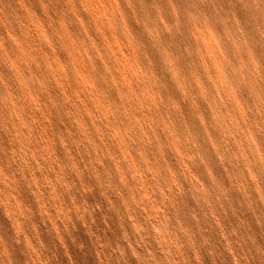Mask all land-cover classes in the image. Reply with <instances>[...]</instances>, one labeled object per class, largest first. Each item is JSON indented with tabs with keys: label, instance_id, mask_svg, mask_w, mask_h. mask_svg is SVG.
<instances>
[{
	"label": "rangeland",
	"instance_id": "rangeland-1",
	"mask_svg": "<svg viewBox=\"0 0 264 264\" xmlns=\"http://www.w3.org/2000/svg\"><path fill=\"white\" fill-rule=\"evenodd\" d=\"M0 264H264V0H0Z\"/></svg>",
	"mask_w": 264,
	"mask_h": 264
}]
</instances>
